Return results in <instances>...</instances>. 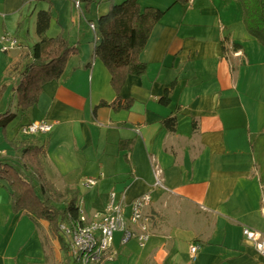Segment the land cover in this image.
<instances>
[{"label": "crops", "instance_id": "obj_1", "mask_svg": "<svg viewBox=\"0 0 264 264\" xmlns=\"http://www.w3.org/2000/svg\"><path fill=\"white\" fill-rule=\"evenodd\" d=\"M81 1L85 8L75 9L72 0H0V39L17 41L0 52L1 86L39 41V11L51 6L47 37L62 35L77 48L62 76L42 87L36 106L24 114L16 107L18 134L21 126L42 120L55 122L50 133L19 140L5 132L0 160L15 162L9 142L43 145L46 177L57 188L79 189L86 222L103 212L111 191H125L127 204L149 193L150 238L143 247L135 240L121 246L116 234L112 260L104 264H264L242 237L244 227L264 233V48L247 33L240 4L138 0L141 8L164 15L139 54L145 72L129 75L120 90L130 109L115 112L99 106L112 103L115 93L93 56L88 24L124 0ZM25 20L32 21L34 34L23 40L18 25ZM18 80L17 74L10 81L13 95ZM165 89L166 106L159 102ZM170 117L176 120L173 132L163 125ZM125 140L131 148L121 151L118 143ZM86 178L97 184L84 187ZM47 233L44 221L35 224L24 212H12L0 182V264L57 259L55 241L53 258L45 259ZM192 244L199 246L195 254Z\"/></svg>", "mask_w": 264, "mask_h": 264}, {"label": "trees", "instance_id": "obj_2", "mask_svg": "<svg viewBox=\"0 0 264 264\" xmlns=\"http://www.w3.org/2000/svg\"><path fill=\"white\" fill-rule=\"evenodd\" d=\"M236 1L241 6L247 33L264 48V0ZM177 3L185 4L187 0H173V4ZM163 15L164 11L157 8H141L138 0H124L120 4L110 3L108 12L98 18L95 24L97 40H92L93 56L108 71L115 93L112 103L101 102L99 106L109 107L115 112L130 109L131 100H122L120 90L129 75L140 76L145 72L146 67L139 61V54ZM50 20L51 6L37 13L35 32L39 41L31 46L27 55L21 57L23 64L17 72L19 80L13 91L16 107L22 114L37 105L42 87L58 80L67 61L77 54V48L62 35L46 36ZM159 102L165 106L169 104V89H165ZM14 117L9 112L0 114V130L4 137L5 129ZM163 125L167 131L173 132L175 117L165 119ZM118 145L121 151H125L131 148L132 142L125 140ZM8 146L16 155L15 162L0 160V182L6 184L12 212H24L35 224L44 221L51 240L59 245L62 254L60 264H76L68 255L60 225L79 221V189L75 186L57 188L46 177L43 145L29 141L9 142ZM43 247L45 259H52L53 251L46 237H43Z\"/></svg>", "mask_w": 264, "mask_h": 264}, {"label": "built area", "instance_id": "obj_3", "mask_svg": "<svg viewBox=\"0 0 264 264\" xmlns=\"http://www.w3.org/2000/svg\"><path fill=\"white\" fill-rule=\"evenodd\" d=\"M194 1L187 0V3L192 4ZM72 2L75 9L80 8V0H72ZM88 27L93 36L92 40H97L95 24L90 23ZM0 44V50L6 52L14 48L17 41L11 36L4 35L0 39ZM54 124L55 122L48 120L28 123L19 128V133L26 137L46 135L50 133ZM97 181L98 179L95 178H86L83 180V186L93 187ZM154 185L162 187L158 179ZM150 203L149 193L140 194L127 204L125 191L120 193L111 191L103 212L95 215L92 221L86 222L81 217L80 211L79 221L60 225L68 255L76 264H104L111 261V249L116 234H119L121 246L135 240L140 247H143L151 236L150 217L146 213ZM242 237L245 244H248L264 260V233L244 227ZM198 250V245H190L191 254H195Z\"/></svg>", "mask_w": 264, "mask_h": 264}, {"label": "rangeland", "instance_id": "obj_4", "mask_svg": "<svg viewBox=\"0 0 264 264\" xmlns=\"http://www.w3.org/2000/svg\"><path fill=\"white\" fill-rule=\"evenodd\" d=\"M86 4H87L86 1H81L80 0L81 8H85ZM19 30L21 32V36L20 37H22L23 40L25 38L30 39L31 38L30 36H33V34H34V27H33L32 21L31 20H25L23 22V24L20 26ZM88 30H89V27H88ZM89 32H90V34L92 36V33H91L90 30H89ZM28 33H29V36H28ZM25 42H27V41H25ZM0 52L4 53L1 50H0ZM21 63L23 64L22 61H21ZM20 67H18L17 69L13 68L12 74L9 75L8 81H6V83H5L6 84L5 87L1 86L2 84H0V114H4L6 112H9V114H15V113L17 114V116L11 121V122H13V121L14 122L13 123L10 122L8 124V126L5 129V132H8V133L12 132L13 136L16 134L18 136L17 139L22 140L23 136L18 134L17 130H16L17 129L16 125L18 124L19 119L21 118V113L19 111L17 112V110H16V96L12 94V88H11V85H10V81H11L12 77L16 78V81H17V72L20 69ZM3 142H4V134L0 130V149L3 147V145H2ZM3 157H4V155L0 152V158H3ZM88 202H89V199L86 198V203H88ZM45 236H46L47 240H49L50 242L53 241V240H51L49 233H47ZM54 245H55V250H56V252L58 254L57 255V259L53 258L50 261L49 264H60L59 261L61 259L62 254L59 251V245H58V243L56 241H55ZM116 245H117V241L115 239L114 247ZM112 257H113V255H112Z\"/></svg>", "mask_w": 264, "mask_h": 264}]
</instances>
